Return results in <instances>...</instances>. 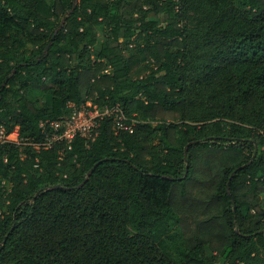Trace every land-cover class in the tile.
I'll use <instances>...</instances> for the list:
<instances>
[{
	"label": "trees",
	"instance_id": "trees-1",
	"mask_svg": "<svg viewBox=\"0 0 264 264\" xmlns=\"http://www.w3.org/2000/svg\"><path fill=\"white\" fill-rule=\"evenodd\" d=\"M89 99L132 129L0 146V264H264V0H0L5 131Z\"/></svg>",
	"mask_w": 264,
	"mask_h": 264
},
{
	"label": "built area",
	"instance_id": "built-area-1",
	"mask_svg": "<svg viewBox=\"0 0 264 264\" xmlns=\"http://www.w3.org/2000/svg\"><path fill=\"white\" fill-rule=\"evenodd\" d=\"M69 113L66 117L45 120L39 123L44 133L43 141L34 143L19 135V129L15 126L10 132H6L4 126L0 125V146L10 144L22 150L24 145H30L34 149H51L55 145L63 144L67 150L71 149V142L75 136H80L86 141L93 140L97 134L102 120L109 119L115 126L122 130H131L135 123L128 119L118 105L99 106L91 99L83 104L67 102ZM5 181H1L2 190L5 195L10 191V186L3 187Z\"/></svg>",
	"mask_w": 264,
	"mask_h": 264
},
{
	"label": "rangeland",
	"instance_id": "rangeland-1",
	"mask_svg": "<svg viewBox=\"0 0 264 264\" xmlns=\"http://www.w3.org/2000/svg\"><path fill=\"white\" fill-rule=\"evenodd\" d=\"M156 19L159 20L160 22L163 21V18H162L161 16H158V17L156 16ZM101 39H102V35L99 36V40H101ZM97 49H98V47L94 48V49H93V52H94V53L97 52ZM45 99H46V98H45L44 96H41V97L39 98V102H38V103H39V104L42 103ZM17 127H18V126H17ZM18 129H19V128H18ZM260 203H261L262 207L264 208V193L260 195ZM170 227H171V230H168V234H167V235L170 236V237H172L173 235L177 236L178 227H177L175 224H172ZM170 234H171L172 236H171ZM167 235H166L165 237H167ZM165 237H164V238H165ZM168 239H169V238H165V240H167V241H168ZM167 241H165V242H167ZM207 253H208V251H207Z\"/></svg>",
	"mask_w": 264,
	"mask_h": 264
},
{
	"label": "water",
	"instance_id": "water-1",
	"mask_svg": "<svg viewBox=\"0 0 264 264\" xmlns=\"http://www.w3.org/2000/svg\"><path fill=\"white\" fill-rule=\"evenodd\" d=\"M187 147L188 146H186L185 147V150H184V154L186 155V150H187ZM255 154H256V149H255V152H254V154H253V156H252V159L255 157ZM97 164H95L89 171H88V175L92 172V170L94 169V167L96 166ZM245 165H248V163L247 164H245ZM87 179V177L85 178V180ZM84 180V181H85ZM84 181H83V183H84ZM57 187V186H56ZM229 187V182H228V184H227V188Z\"/></svg>",
	"mask_w": 264,
	"mask_h": 264
}]
</instances>
